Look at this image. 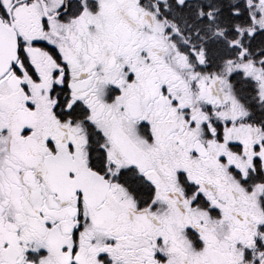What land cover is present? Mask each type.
I'll use <instances>...</instances> for the list:
<instances>
[{"label": "snow or ice", "instance_id": "snow-or-ice-1", "mask_svg": "<svg viewBox=\"0 0 264 264\" xmlns=\"http://www.w3.org/2000/svg\"><path fill=\"white\" fill-rule=\"evenodd\" d=\"M0 264H264V0H0Z\"/></svg>", "mask_w": 264, "mask_h": 264}]
</instances>
